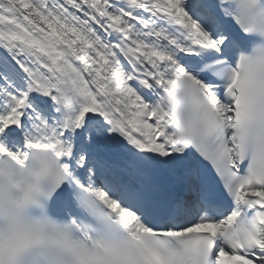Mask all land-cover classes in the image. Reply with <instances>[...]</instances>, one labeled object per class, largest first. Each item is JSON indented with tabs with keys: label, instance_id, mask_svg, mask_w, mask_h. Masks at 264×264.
Listing matches in <instances>:
<instances>
[{
	"label": "snow or ice",
	"instance_id": "snow-or-ice-1",
	"mask_svg": "<svg viewBox=\"0 0 264 264\" xmlns=\"http://www.w3.org/2000/svg\"><path fill=\"white\" fill-rule=\"evenodd\" d=\"M0 264H264V0H0Z\"/></svg>",
	"mask_w": 264,
	"mask_h": 264
}]
</instances>
